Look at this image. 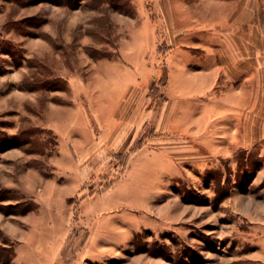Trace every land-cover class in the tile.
I'll return each instance as SVG.
<instances>
[{
	"label": "rangeland",
	"instance_id": "374dc122",
	"mask_svg": "<svg viewBox=\"0 0 264 264\" xmlns=\"http://www.w3.org/2000/svg\"><path fill=\"white\" fill-rule=\"evenodd\" d=\"M164 1L0 0V264H264L262 143H198Z\"/></svg>",
	"mask_w": 264,
	"mask_h": 264
},
{
	"label": "crops",
	"instance_id": "0c3cea01",
	"mask_svg": "<svg viewBox=\"0 0 264 264\" xmlns=\"http://www.w3.org/2000/svg\"><path fill=\"white\" fill-rule=\"evenodd\" d=\"M164 2V37L169 52L180 54L166 62L168 82L179 86L175 98L190 95L203 103L204 114L195 120L198 143L204 144L205 135L220 130L218 119H238L242 138L235 141L236 131L230 128L225 130L227 138L233 137L234 146L244 148L258 140L264 150V0H180L178 23L174 2ZM153 21L151 34L150 30L142 34L151 36L155 50L161 35L155 27L158 20ZM222 86L231 89L222 90ZM215 87L220 92L212 93L209 109L206 99ZM211 116L215 118L209 121ZM254 134L258 137L253 140ZM261 171L264 175V168Z\"/></svg>",
	"mask_w": 264,
	"mask_h": 264
},
{
	"label": "trees",
	"instance_id": "16d2710c",
	"mask_svg": "<svg viewBox=\"0 0 264 264\" xmlns=\"http://www.w3.org/2000/svg\"><path fill=\"white\" fill-rule=\"evenodd\" d=\"M27 2H31V1H36V0H26ZM99 1H111V0H99ZM65 3L67 4V5H69V3H70V0H65Z\"/></svg>",
	"mask_w": 264,
	"mask_h": 264
}]
</instances>
